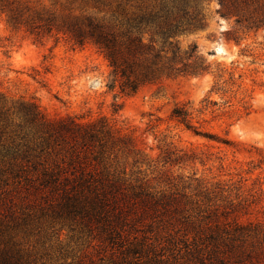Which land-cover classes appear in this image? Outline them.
<instances>
[{"label":"trees","instance_id":"16d2710c","mask_svg":"<svg viewBox=\"0 0 264 264\" xmlns=\"http://www.w3.org/2000/svg\"><path fill=\"white\" fill-rule=\"evenodd\" d=\"M206 1L212 0H154L108 22L8 0H0V10L12 28L23 27L36 40L54 33L78 47L95 46L111 69L109 88L135 94L164 78L208 71L196 46L181 51L176 40L202 25ZM215 1L217 13L233 17L240 29H264V0ZM188 116L182 108L173 111L190 128ZM139 154L104 117L49 120L33 102L8 107L0 96V264H46L50 249L61 255L71 243L80 254L70 263L65 255L54 261L264 264L263 223L240 221L237 205L220 204L206 191L154 190L127 173Z\"/></svg>","mask_w":264,"mask_h":264},{"label":"rangeland","instance_id":"374dc122","mask_svg":"<svg viewBox=\"0 0 264 264\" xmlns=\"http://www.w3.org/2000/svg\"><path fill=\"white\" fill-rule=\"evenodd\" d=\"M8 1L107 22L154 5V0ZM218 9L215 0L203 2L202 25L176 38L181 51L196 46L208 71L164 78L135 94L109 88L111 69L95 46L78 47L54 33L36 40L25 28H12L0 10V96L8 107L33 102L49 120L104 117L140 151L138 163L132 166L130 159L127 166L133 178L159 191L188 196L206 191L220 204L237 205L240 221L264 224V29L242 30ZM176 108L187 111L190 128L173 117ZM61 240L66 244L65 234ZM78 250L67 244L59 255L53 247L46 264H60L54 258L64 255L70 263Z\"/></svg>","mask_w":264,"mask_h":264}]
</instances>
